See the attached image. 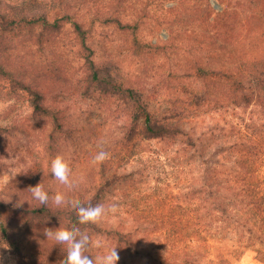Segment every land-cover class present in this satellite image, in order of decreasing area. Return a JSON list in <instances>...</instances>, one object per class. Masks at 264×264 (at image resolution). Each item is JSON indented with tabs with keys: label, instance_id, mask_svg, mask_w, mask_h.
Listing matches in <instances>:
<instances>
[{
	"label": "rangeland",
	"instance_id": "rangeland-1",
	"mask_svg": "<svg viewBox=\"0 0 264 264\" xmlns=\"http://www.w3.org/2000/svg\"><path fill=\"white\" fill-rule=\"evenodd\" d=\"M0 10L26 20L0 29V208L37 204L38 183L52 202L109 181L99 203L119 211L82 230L90 259L116 247L117 264H264V224L249 197L255 185L264 197V0H0ZM97 71L138 85L162 116L183 104L173 121L183 135L129 141L130 109L96 84ZM249 80L261 90H243ZM21 82L59 110L62 127L34 112ZM101 150L110 158L93 165ZM57 154L80 181L70 192L51 173ZM34 223L32 244L19 233L30 249L21 255L0 231V264L66 259L44 230L67 226Z\"/></svg>",
	"mask_w": 264,
	"mask_h": 264
},
{
	"label": "trees",
	"instance_id": "trees-1",
	"mask_svg": "<svg viewBox=\"0 0 264 264\" xmlns=\"http://www.w3.org/2000/svg\"><path fill=\"white\" fill-rule=\"evenodd\" d=\"M24 22H26L24 18L20 16L17 18H10L3 14L0 10V29L9 30L22 25ZM11 73L12 72H10V74ZM5 74H8L7 70L2 64H0V76H4ZM94 80H96L97 85H101L103 91H105L104 93L108 94V96L112 95L128 105L131 116V134L129 141L134 142V140L139 136L145 138H162L166 136H175L177 134L183 135L184 128L182 124H173V121L176 119L183 118V104H178L177 106L174 105V109H172V111L178 112L177 114L173 113L169 114V116H166L165 114L162 116V113L164 112L162 111L163 108L160 107V105L155 102L154 99L146 95L143 90L138 88L139 86L135 83L130 84V82L128 83L124 81L119 82V80L117 81L116 78L111 74L101 76L100 71H97L94 74ZM21 85L23 89L29 92L32 96L31 103L32 107L34 108V112L42 115L44 114L52 118L58 127H62L60 118L57 116L59 114V110L52 108V106H48L44 95L38 90L30 88L28 85L23 84L22 82ZM242 89L251 94L258 89L261 90V85L256 84V81L254 80H249L246 85L244 84L242 86ZM230 99H232L233 102L240 104V99H238L236 95L231 96ZM245 99L249 101L247 96ZM243 158H245L244 162L241 160L240 163H248L253 167L252 161L248 160V158L245 156ZM250 169L252 170V168ZM105 171L106 169L103 171V174ZM106 175L107 173H105V176ZM109 185V181L99 184L95 186V192L83 193L76 200H78L80 204L84 206H88L89 203L95 205L99 203L101 199L100 193L104 192V188L109 187ZM252 188V194L249 196L250 204H252L253 208L256 209V218L259 219L262 224H264V197L260 194L257 185ZM236 191L241 195L243 192L247 191V189L241 187L236 188ZM33 219H46L49 221L53 220L55 222H59L60 224H65L67 229H71L73 225H75L76 227H79L81 230H83L89 225H81L78 223L76 213L70 205L56 208L50 200L47 205H43L38 202L37 204H14L8 208H0V231L2 236L6 239V244L10 246L14 253L21 255L23 250H28V253L30 252L29 246L25 244L23 245V243H21L18 238L20 232H25V234L30 235V243H33L35 240V223ZM12 234L13 237L11 236ZM111 235H115L119 245L123 244L124 241V244H128L125 236L129 235L120 231L116 233L113 232ZM39 250H41L39 254H44V256L48 257L53 256L52 253L45 254L47 248H44V251H42V249ZM36 257L33 254L28 255L26 263L43 264L45 262L41 258ZM46 260L49 264H61L63 261L58 260V262H55L53 260H48L47 258Z\"/></svg>",
	"mask_w": 264,
	"mask_h": 264
},
{
	"label": "clouds",
	"instance_id": "clouds-1",
	"mask_svg": "<svg viewBox=\"0 0 264 264\" xmlns=\"http://www.w3.org/2000/svg\"><path fill=\"white\" fill-rule=\"evenodd\" d=\"M109 158V152L101 150L92 158L91 163L101 165ZM50 168L53 177L69 192L80 182L72 177L68 160L64 155L57 154L51 160ZM30 190L35 200L43 205L48 204L50 197L42 183L31 187ZM51 200L56 208L70 205L76 213L78 223L81 225L96 224L109 214L114 216L119 211L118 203H111L107 206L103 203L95 205L89 203L88 206H84L78 200H67L61 192H57L51 197ZM44 235L47 239H53L56 244L61 245L66 252V259L61 264H117L120 259L116 247L107 249L103 255L97 256L95 259H90L86 252L93 246V241L89 235L75 225L71 229L59 227L55 231L45 228ZM95 246L102 247L103 245L96 241Z\"/></svg>",
	"mask_w": 264,
	"mask_h": 264
}]
</instances>
